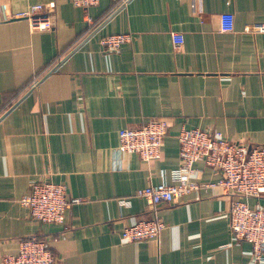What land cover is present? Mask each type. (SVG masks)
I'll list each match as a JSON object with an SVG mask.
<instances>
[{
    "label": "crops",
    "instance_id": "obj_1",
    "mask_svg": "<svg viewBox=\"0 0 264 264\" xmlns=\"http://www.w3.org/2000/svg\"><path fill=\"white\" fill-rule=\"evenodd\" d=\"M44 4L49 30L18 12ZM234 29L220 30L221 16ZM130 33L117 51L105 35ZM169 122L161 156L119 152V134ZM264 144V0H0V264L22 239L50 241L55 264H254L230 228L232 195L202 187L156 210L136 195L172 182L182 128ZM192 180L217 182L204 160ZM66 187L64 223L21 202L33 184ZM264 207V195L248 199ZM159 216V238L127 242L126 226Z\"/></svg>",
    "mask_w": 264,
    "mask_h": 264
},
{
    "label": "built area",
    "instance_id": "obj_2",
    "mask_svg": "<svg viewBox=\"0 0 264 264\" xmlns=\"http://www.w3.org/2000/svg\"><path fill=\"white\" fill-rule=\"evenodd\" d=\"M101 0H72L76 6L89 7ZM121 3V0H116ZM26 18L33 29L49 30L52 18L49 9L41 3L33 4L14 15ZM231 16H221L220 30L234 29ZM131 40L130 33L105 35L100 43L106 51H117L121 45ZM169 122L162 118H152L138 128L120 131L119 152L138 154L150 161L161 156ZM180 166L171 173L172 182L150 184L137 190L136 195L145 198L153 209L162 203L180 202L181 199L202 187H221L232 195L229 223L233 235L252 243L253 263L264 264V207L252 206L248 199H259L264 195V144L249 145L233 141L220 131L200 128H182L179 135ZM204 160L220 175L217 182L200 183L192 180L196 173L194 164ZM66 187L47 180L35 182L28 194L21 198L31 217L43 223H64L71 202ZM164 228L162 219L155 215L126 226L122 232L127 242L157 239ZM2 264H55V255L48 239L33 236L22 239L17 254H7Z\"/></svg>",
    "mask_w": 264,
    "mask_h": 264
}]
</instances>
